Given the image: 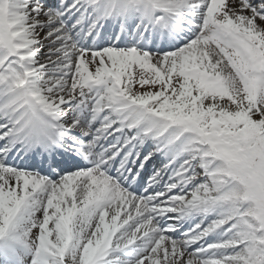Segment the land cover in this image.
<instances>
[{
	"label": "snow or ice",
	"instance_id": "1",
	"mask_svg": "<svg viewBox=\"0 0 264 264\" xmlns=\"http://www.w3.org/2000/svg\"><path fill=\"white\" fill-rule=\"evenodd\" d=\"M0 264H264V0H0Z\"/></svg>",
	"mask_w": 264,
	"mask_h": 264
}]
</instances>
